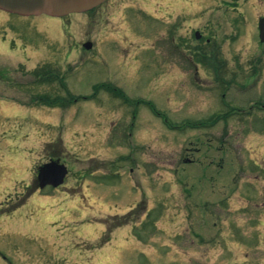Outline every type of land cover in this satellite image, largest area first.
<instances>
[{"label": "rangeland", "instance_id": "1", "mask_svg": "<svg viewBox=\"0 0 264 264\" xmlns=\"http://www.w3.org/2000/svg\"><path fill=\"white\" fill-rule=\"evenodd\" d=\"M5 17L0 202L13 201L0 214L2 257L264 264V0H109L64 20L14 18L31 26L16 38L24 54L2 45L14 38ZM41 68L66 87L42 82ZM45 95L68 101L54 111ZM49 154L71 174L62 190L39 191L35 170Z\"/></svg>", "mask_w": 264, "mask_h": 264}, {"label": "water", "instance_id": "2", "mask_svg": "<svg viewBox=\"0 0 264 264\" xmlns=\"http://www.w3.org/2000/svg\"><path fill=\"white\" fill-rule=\"evenodd\" d=\"M106 0H0V9L24 16L46 14L63 17L72 13L87 12ZM260 37L264 42V18L260 20ZM91 48V44L85 45ZM68 170L57 162L48 163L40 168V187H58L64 183Z\"/></svg>", "mask_w": 264, "mask_h": 264}, {"label": "flooded vegetation", "instance_id": "3", "mask_svg": "<svg viewBox=\"0 0 264 264\" xmlns=\"http://www.w3.org/2000/svg\"><path fill=\"white\" fill-rule=\"evenodd\" d=\"M232 3H233V8H236V5H234L236 3L235 2H232ZM0 12L2 14H5L7 16V18L5 17L6 23H7V20H9V22H11L9 24L12 27L11 31H14V35H12L14 38H11V40L9 39V37H5L6 36L5 34L3 35V37H2L3 38L2 39V41H3L2 45L3 44L4 45L7 44L8 46H10V48H11L12 51H18L19 50L23 54L25 52H29V49L27 48L28 45H25L23 49H19L16 38L22 37L23 36L22 33H24V31L27 30V29L30 30L31 29V26H24L22 30H19V28H17V24L16 23H13L14 18L24 19V18H27V17L20 16V15H16V14H12V13H9V12L3 11V10H0ZM163 34H166V32H163ZM201 36L202 35L200 33H198L197 31L195 32V38H200ZM179 46H180L179 44H177V46L175 45L176 48H179ZM33 47L35 48V46H33ZM54 158H55L54 157V154H52V155L50 154V156L48 157V160H55ZM184 161L186 163H188V162L191 163V162H193V159H190L189 157H185L184 158ZM10 199L7 200V201L5 199V201L3 203H0V214L7 213L8 209H6L7 206H4V204H6L7 202L10 203ZM7 262L9 263L8 258L2 257L0 255V264H6Z\"/></svg>", "mask_w": 264, "mask_h": 264}]
</instances>
